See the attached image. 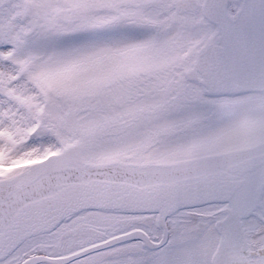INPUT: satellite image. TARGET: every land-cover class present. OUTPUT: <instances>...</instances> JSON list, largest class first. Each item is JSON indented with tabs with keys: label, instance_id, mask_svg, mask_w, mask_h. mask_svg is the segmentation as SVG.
<instances>
[{
	"label": "snow or ice",
	"instance_id": "obj_1",
	"mask_svg": "<svg viewBox=\"0 0 264 264\" xmlns=\"http://www.w3.org/2000/svg\"><path fill=\"white\" fill-rule=\"evenodd\" d=\"M0 264H264V0H0Z\"/></svg>",
	"mask_w": 264,
	"mask_h": 264
}]
</instances>
